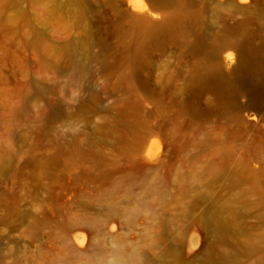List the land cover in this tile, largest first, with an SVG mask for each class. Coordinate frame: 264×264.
Wrapping results in <instances>:
<instances>
[{
    "label": "rangeland",
    "instance_id": "374dc122",
    "mask_svg": "<svg viewBox=\"0 0 264 264\" xmlns=\"http://www.w3.org/2000/svg\"><path fill=\"white\" fill-rule=\"evenodd\" d=\"M0 264H264V0H0Z\"/></svg>",
    "mask_w": 264,
    "mask_h": 264
},
{
    "label": "bare ground",
    "instance_id": "6f19581e",
    "mask_svg": "<svg viewBox=\"0 0 264 264\" xmlns=\"http://www.w3.org/2000/svg\"><path fill=\"white\" fill-rule=\"evenodd\" d=\"M257 55L258 53H256L255 51L253 52V51L244 50L238 56L239 67L247 68V69L254 68V70L257 69V66H258ZM229 56H232V55H229Z\"/></svg>",
    "mask_w": 264,
    "mask_h": 264
}]
</instances>
